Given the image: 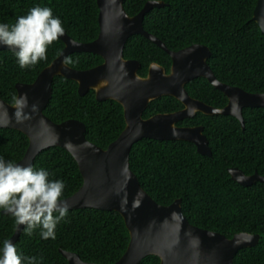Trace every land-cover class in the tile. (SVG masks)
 <instances>
[{
	"label": "trees",
	"instance_id": "trees-1",
	"mask_svg": "<svg viewBox=\"0 0 264 264\" xmlns=\"http://www.w3.org/2000/svg\"><path fill=\"white\" fill-rule=\"evenodd\" d=\"M149 0H124L128 15L137 14ZM164 7L152 8L143 18V28L171 51L193 44L206 46L207 59L221 83L249 93H264V34L252 21L256 0H158ZM36 6L49 7L62 22L64 31L77 42L88 43L99 33L96 0H0V23L12 25ZM58 38L47 48V58L35 66L21 69L10 50H0V96L14 104L15 84L32 83L37 75L61 52ZM126 60H136L138 74L145 76L151 63L168 72L171 58L141 35L128 38L123 50ZM70 67L88 70L102 58L79 52L67 56ZM76 82L56 76L52 96L43 110L55 123L75 119L85 125V138L105 149L125 127L123 109L112 100L98 102L94 91L78 94ZM188 94L208 105L222 108L225 95L206 79L197 77L185 85ZM182 104L170 96L151 101L144 118L174 112ZM244 128L232 116H207L197 113L177 125L203 127L211 157L197 153L185 141L141 139L129 153V167L142 189L158 204L167 206L177 199L188 222L215 231L227 238L238 233L260 235L254 247L240 249L235 264H264V185L255 182L242 186L230 178L229 168L246 175L264 176V108L242 110ZM28 147L27 137L18 130L0 129V157L18 162ZM34 169H44L50 180H61L65 187L61 199L74 194L82 185V176L72 156L58 147L41 151ZM54 215H58L54 213ZM16 224L10 214L0 210V248L14 233ZM40 229L27 235L23 228L15 243L22 257H35L36 264H68L59 249L79 255L84 262L112 264L119 260L129 243V232L122 217L114 211L91 208L70 210L55 229V239H42ZM156 256H147L139 264H159Z\"/></svg>",
	"mask_w": 264,
	"mask_h": 264
},
{
	"label": "water",
	"instance_id": "water-1",
	"mask_svg": "<svg viewBox=\"0 0 264 264\" xmlns=\"http://www.w3.org/2000/svg\"><path fill=\"white\" fill-rule=\"evenodd\" d=\"M124 0H96L99 33L88 43L77 42L64 31L59 39L63 48L59 55L30 84H15L16 99L26 97L27 106L22 112L28 117L17 119L18 105L8 104L0 96V129L22 132L28 139L23 157L16 163L32 165L36 156L50 147L68 152L75 160L82 176V185L71 196L61 199L68 211L91 208L117 212L129 232V243L118 261L112 264H139L147 256H156L159 264H235L233 257L243 248L258 244L260 235L238 233L232 238L196 227L188 222L181 209V200L170 205L156 203L140 186L129 167L132 146L141 139L157 141H185L192 143L198 154L211 157L208 140L202 126L178 127L180 120L192 118L199 112L204 115H224L236 118L244 128V108H264V93H249L239 87L221 83L214 76L207 59L210 50L193 44L178 51L169 50L158 38L143 28V18L152 8L165 3L147 1L141 10L130 16L124 10ZM264 34V0H256L252 14ZM133 35H141L171 58V66L165 68L151 63L147 74L140 76V64L126 60L123 50ZM0 50H9L0 45ZM93 53L102 63L88 70H76L64 63L72 53ZM60 76L78 85V94L95 93L98 102L112 100L123 109L125 127L119 136L105 149L85 138V125L75 119L55 123L43 110L52 96L53 78ZM201 77L227 98V104L215 108L192 98L185 85ZM162 96L179 101L183 108L171 113H158L143 117L148 104ZM35 105V110L32 106ZM230 178L242 186L255 182L264 185V176L257 172L244 174L237 168H229ZM3 214H7L3 211ZM24 226L15 227L8 239L14 245ZM68 264H96L82 261L78 254L59 249Z\"/></svg>",
	"mask_w": 264,
	"mask_h": 264
},
{
	"label": "clouds",
	"instance_id": "clouds-1",
	"mask_svg": "<svg viewBox=\"0 0 264 264\" xmlns=\"http://www.w3.org/2000/svg\"><path fill=\"white\" fill-rule=\"evenodd\" d=\"M62 35V22L49 7H33L11 26L0 23V45L14 53L21 69L45 60L48 46ZM70 62L67 58L64 61ZM16 103L17 119L28 118L22 112L27 106L26 97L16 99ZM64 187L63 181L50 180L42 168L36 170L0 157V210L10 214L17 226L23 225L27 235L39 228L42 239H55L56 226L68 212L67 203L61 200ZM0 264H36V258L22 257L16 246L5 240L0 248Z\"/></svg>",
	"mask_w": 264,
	"mask_h": 264
},
{
	"label": "flooded vegetation",
	"instance_id": "flooded-vegetation-1",
	"mask_svg": "<svg viewBox=\"0 0 264 264\" xmlns=\"http://www.w3.org/2000/svg\"><path fill=\"white\" fill-rule=\"evenodd\" d=\"M72 54H73V53H72ZM100 64H101V63H100ZM170 66H171V65H170ZM169 68H170V67H169ZM207 82H208V81H207ZM199 101H200V100H199ZM201 102H202V101H201ZM203 103H204V102H203ZM205 104H206V103H205ZM207 105H208V104H207ZM210 106H211V105H210ZM212 107H214V106H212ZM182 108H183V106H182ZM182 108H181V109H182ZM215 108H217V107H215ZM181 109H179V110H181ZM177 111H178V110H177ZM174 112H176V111H174ZM168 113H171V112H168ZM197 113H199V112H197ZM197 113H196V114H197ZM196 114H195V115H196ZM201 114H202V113H201ZM195 115H194V116H195ZM203 115H204V114H203ZM207 116H208V115H207ZM211 116H212V115H211ZM192 118H193V117H192ZM186 119H187V118H186ZM183 120H184V119H183ZM180 121H181V120H180ZM177 123H178V122H177ZM176 125H177V124H176ZM177 126H178V127H195V126H182V125H177ZM199 126H201V125H199Z\"/></svg>",
	"mask_w": 264,
	"mask_h": 264
}]
</instances>
